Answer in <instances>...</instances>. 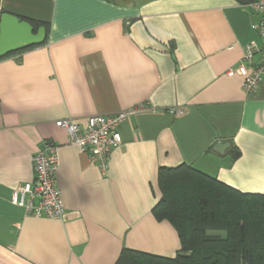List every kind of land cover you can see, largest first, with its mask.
<instances>
[{"label":"crops","instance_id":"obj_1","mask_svg":"<svg viewBox=\"0 0 264 264\" xmlns=\"http://www.w3.org/2000/svg\"><path fill=\"white\" fill-rule=\"evenodd\" d=\"M247 4L0 0V15L49 27L41 46L0 60V264H114L123 250L173 258L177 234L151 214L161 167L190 166L264 195V76L250 93L226 76L247 45L262 44ZM141 105L119 126L105 172L55 125ZM45 141L58 147L62 220L10 202ZM217 143L229 146L217 152Z\"/></svg>","mask_w":264,"mask_h":264},{"label":"trees","instance_id":"obj_2","mask_svg":"<svg viewBox=\"0 0 264 264\" xmlns=\"http://www.w3.org/2000/svg\"><path fill=\"white\" fill-rule=\"evenodd\" d=\"M27 21L48 31L45 23ZM157 187L160 199L151 214L172 226L179 251L164 258L123 250L114 264H264V195L240 192L185 165L159 168Z\"/></svg>","mask_w":264,"mask_h":264},{"label":"built area","instance_id":"obj_3","mask_svg":"<svg viewBox=\"0 0 264 264\" xmlns=\"http://www.w3.org/2000/svg\"><path fill=\"white\" fill-rule=\"evenodd\" d=\"M247 6L259 17L251 24L252 29L262 40L261 46L249 44L245 47L241 63L226 72V76L241 78V88L245 93L253 92L264 76V0H254ZM258 55L255 64L253 58ZM145 106L120 111L115 114L94 115L85 120L81 126L70 119L58 120L55 125L63 128L68 136V143L76 145L82 153H87L91 163L101 172L107 170L111 151L121 143L119 126L125 120ZM175 117L183 114L181 109H168ZM58 147L45 141L32 157L33 178L19 186L11 197V204L21 207L26 214L36 218L64 219L67 210L60 191L55 185L58 169Z\"/></svg>","mask_w":264,"mask_h":264},{"label":"water","instance_id":"obj_4","mask_svg":"<svg viewBox=\"0 0 264 264\" xmlns=\"http://www.w3.org/2000/svg\"><path fill=\"white\" fill-rule=\"evenodd\" d=\"M46 40L44 27L36 30L27 20L10 13L0 15V58L17 53L27 47L41 46ZM228 143H217L213 150L221 152Z\"/></svg>","mask_w":264,"mask_h":264}]
</instances>
